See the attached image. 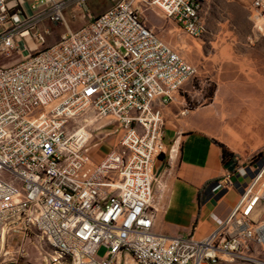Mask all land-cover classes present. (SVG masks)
<instances>
[{
  "label": "built area",
  "instance_id": "obj_1",
  "mask_svg": "<svg viewBox=\"0 0 264 264\" xmlns=\"http://www.w3.org/2000/svg\"><path fill=\"white\" fill-rule=\"evenodd\" d=\"M73 2L84 5L0 0V59L26 52L0 63V245L19 237L17 252L26 253L28 242L44 251V264H116L127 257L137 264H264V158L235 166L210 186L211 193L237 186L240 195L206 236L152 230L153 163L174 149L163 141L161 109L196 67L153 32L144 13L158 8L199 37L203 0H114L71 30L63 11ZM250 6L255 17L264 16V0ZM44 20L66 31L39 50ZM102 119L116 122L121 134L93 163L88 127ZM244 175L242 184L233 181Z\"/></svg>",
  "mask_w": 264,
  "mask_h": 264
},
{
  "label": "crops",
  "instance_id": "obj_2",
  "mask_svg": "<svg viewBox=\"0 0 264 264\" xmlns=\"http://www.w3.org/2000/svg\"><path fill=\"white\" fill-rule=\"evenodd\" d=\"M210 2L247 11L243 18L252 22L247 36L250 44L228 47L232 56L227 60V73L213 78L215 88L210 104L190 106L188 97L197 93L182 87L183 93L178 91L173 101L161 109L164 144L167 149L176 147L174 153L167 151L168 156L166 152L153 165L157 184L153 191L152 230L162 236L193 234L202 238L236 204L240 187L215 193L209 190L227 172L216 142L240 162L264 149V33L254 29L257 17L250 0H203L202 9ZM102 147L94 150L91 146L89 154L104 157L109 149ZM233 181L245 182L238 176ZM202 190L208 194L204 200L198 198Z\"/></svg>",
  "mask_w": 264,
  "mask_h": 264
},
{
  "label": "rangeland",
  "instance_id": "obj_3",
  "mask_svg": "<svg viewBox=\"0 0 264 264\" xmlns=\"http://www.w3.org/2000/svg\"><path fill=\"white\" fill-rule=\"evenodd\" d=\"M113 2L114 0H84L83 6H78L77 3L73 2L63 11L66 23L71 30H76L85 25L90 17H95L109 8ZM201 13L205 29L199 37H192L187 34L173 20L164 17L162 11L158 8H153L144 13L146 24L152 28L153 32L185 61L196 67V75L189 78L182 86L197 93L192 97H188V104L190 106L210 104L215 88L213 78L218 73L220 75H226L227 73V60L232 56L227 52L228 47L250 44V39L247 36L249 30L252 29L250 27L252 22H247L243 18L244 14L247 13L243 8L232 10L222 3L210 2L206 4ZM228 15H233L237 19L232 20ZM254 23V29L264 33V16L255 18ZM39 29L47 31L45 34V42L37 46L39 50L57 42L60 36L66 31L65 25L62 23H54L48 20L40 23ZM26 41L29 48L35 47L33 38L28 36L26 37ZM25 53L18 54L15 52L10 58L0 59V63H15L22 59ZM179 92L183 93L181 89ZM184 94L186 95V93ZM88 128L92 131V137L87 145L89 147L88 156L91 162L96 163L103 156L94 157L89 152L92 149L99 150L101 146H103V149L107 147L109 149L108 152L111 151L116 146L120 137V128L116 122H108L105 119L93 121ZM115 129H117L116 132H114ZM93 144L96 146H93ZM91 146L92 149L90 150ZM262 158H264V149L254 152L244 162H240L237 158H234V162L232 163L234 166L247 167ZM153 172L157 182L154 166ZM238 177L241 181L248 180V175ZM156 182L154 183L153 191L155 184H157ZM206 197H208L207 192L202 190L199 199L204 200ZM261 217L264 218V213ZM19 244V237L9 236L4 239L0 245V264L15 262L14 260H10L11 255L14 256L18 264L45 263V253L39 247H34L32 244L26 242L24 243L26 253L21 254L17 252ZM6 248L10 251L11 255H3ZM104 251L105 248L100 246L97 250V255H103ZM116 264L137 263L127 257L125 259L121 258Z\"/></svg>",
  "mask_w": 264,
  "mask_h": 264
},
{
  "label": "trees",
  "instance_id": "obj_4",
  "mask_svg": "<svg viewBox=\"0 0 264 264\" xmlns=\"http://www.w3.org/2000/svg\"><path fill=\"white\" fill-rule=\"evenodd\" d=\"M216 143L221 148V158H222L223 165H225L226 163H228L230 161L231 162H234V155H233V153H231L230 151H228L223 144L218 143V142H216ZM198 198H199V196H198Z\"/></svg>",
  "mask_w": 264,
  "mask_h": 264
},
{
  "label": "water",
  "instance_id": "obj_5",
  "mask_svg": "<svg viewBox=\"0 0 264 264\" xmlns=\"http://www.w3.org/2000/svg\"><path fill=\"white\" fill-rule=\"evenodd\" d=\"M224 167L227 169V170H229V171H232L233 169H234V164L230 161V162H228V163H226L225 165H224Z\"/></svg>",
  "mask_w": 264,
  "mask_h": 264
},
{
  "label": "bare ground",
  "instance_id": "obj_6",
  "mask_svg": "<svg viewBox=\"0 0 264 264\" xmlns=\"http://www.w3.org/2000/svg\"><path fill=\"white\" fill-rule=\"evenodd\" d=\"M176 151V147L173 149L172 153H174Z\"/></svg>",
  "mask_w": 264,
  "mask_h": 264
}]
</instances>
